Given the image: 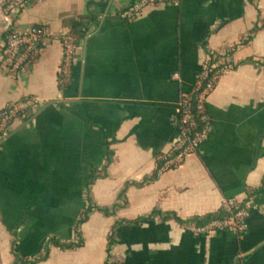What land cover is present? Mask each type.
I'll return each mask as SVG.
<instances>
[{
  "label": "crops",
  "instance_id": "crops-1",
  "mask_svg": "<svg viewBox=\"0 0 264 264\" xmlns=\"http://www.w3.org/2000/svg\"><path fill=\"white\" fill-rule=\"evenodd\" d=\"M135 1L33 0L21 13L19 27L53 35L87 25L64 89L60 39L26 69L8 71L0 0V111L29 96L42 101L0 143V264L16 255L21 264H264V0H183L123 20ZM211 53L233 66L208 98L211 136L182 166L152 179L178 138L181 94ZM108 146L114 155L91 198L122 206L90 215L82 247L51 246L36 261L49 239L77 240L86 184L103 171ZM225 198L252 200L245 234L202 232L209 223L174 218L218 213Z\"/></svg>",
  "mask_w": 264,
  "mask_h": 264
},
{
  "label": "built area",
  "instance_id": "built-area-1",
  "mask_svg": "<svg viewBox=\"0 0 264 264\" xmlns=\"http://www.w3.org/2000/svg\"><path fill=\"white\" fill-rule=\"evenodd\" d=\"M183 0H136L121 11L120 17L126 21L138 18L146 9L161 5L180 6ZM33 0H5L2 20L4 23V56L6 67L12 74H17L29 67L37 58L42 46L51 39H60L64 45V58L59 70L60 85L66 86L72 77L80 41L70 34L53 35L41 26L19 27L16 24L21 13L32 4ZM233 66L228 62H220L215 53L207 55L203 61L195 82L190 91H184L178 104L175 125L178 138L158 158L162 161L158 174L182 166L187 158L199 152L202 145L210 138L212 123L208 114V98L216 89L220 78L230 72ZM178 74L174 75L178 79ZM42 101L36 96H29L12 102L0 111V143L10 134L18 120L33 117ZM252 200L240 201L225 198L222 210L225 216L215 219L206 227L198 229L202 232L229 230L243 235L248 229Z\"/></svg>",
  "mask_w": 264,
  "mask_h": 264
},
{
  "label": "trees",
  "instance_id": "trees-1",
  "mask_svg": "<svg viewBox=\"0 0 264 264\" xmlns=\"http://www.w3.org/2000/svg\"><path fill=\"white\" fill-rule=\"evenodd\" d=\"M70 34L76 39V41L81 42V40H83L87 35V25L83 22H74L73 28H72V31L70 32ZM3 37H4V40L6 41V36L4 35ZM60 87L64 88V89H69L71 87V79L67 83L66 86L60 85ZM107 153H108L107 164L104 166L103 171L102 172H98V171L92 172V174L90 175V178L86 184V197H85V203L86 204H85V206H84L82 212L80 213V215L77 219V222H76V234L78 236L77 240L75 242L63 243L60 239H58L56 237L49 239V241L46 243V247L44 249L45 254L40 256L38 259H36V261L47 259L48 255L50 253L51 246H57V247H60L63 249H74V248L82 247L84 245L85 241H84L82 234L80 233V228L86 221H88L90 215L94 211H100L106 216H111V215L116 214L117 209L122 206L121 204L116 203L112 207H100V206L96 205L91 198V186L95 183V181L98 178L105 177L107 175L108 164L111 162L112 157L114 155V153L110 150L109 146L107 149ZM157 177H158V172L155 173V175L152 177V179H156ZM130 185H131V183H128L126 185V188L122 191L120 197H123L125 195L126 189ZM140 185H143V184H138V186H140ZM158 213L159 212H157V211L153 212V214H158ZM168 216H171V215L169 214ZM224 216H225V212L223 210L219 211L218 213L206 215L205 217H195V218L189 219V220H182L176 214H174V218L178 222H180L181 224L194 223L197 225H205V224L211 223L215 219H219V218H222ZM166 219H167V216H166ZM142 220H143V218H139L134 222L139 223ZM114 244H115V239H114V233H113L112 235H110V238H109V244H108L109 256H111V252H112V248H113ZM20 262H21L20 258L16 255V261L13 264H21Z\"/></svg>",
  "mask_w": 264,
  "mask_h": 264
}]
</instances>
